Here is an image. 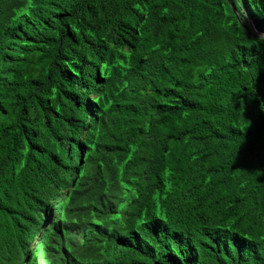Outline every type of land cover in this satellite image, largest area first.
<instances>
[{"label": "trees", "instance_id": "16d2710c", "mask_svg": "<svg viewBox=\"0 0 264 264\" xmlns=\"http://www.w3.org/2000/svg\"><path fill=\"white\" fill-rule=\"evenodd\" d=\"M249 13L0 0V264H264Z\"/></svg>", "mask_w": 264, "mask_h": 264}, {"label": "snow or ice", "instance_id": "6c2138e0", "mask_svg": "<svg viewBox=\"0 0 264 264\" xmlns=\"http://www.w3.org/2000/svg\"><path fill=\"white\" fill-rule=\"evenodd\" d=\"M245 30L248 33L249 39L264 40V14H260V19L257 20L255 16L249 13L248 22L245 24ZM264 50V43L260 44ZM264 103V89L261 90L257 102L253 105L254 108H259L260 104ZM153 230L157 229L158 225L151 226Z\"/></svg>", "mask_w": 264, "mask_h": 264}, {"label": "rangeland", "instance_id": "374dc122", "mask_svg": "<svg viewBox=\"0 0 264 264\" xmlns=\"http://www.w3.org/2000/svg\"><path fill=\"white\" fill-rule=\"evenodd\" d=\"M34 244H35V240H34V243H33V245H34ZM33 245H32V246H33Z\"/></svg>", "mask_w": 264, "mask_h": 264}, {"label": "water", "instance_id": "95a60500", "mask_svg": "<svg viewBox=\"0 0 264 264\" xmlns=\"http://www.w3.org/2000/svg\"><path fill=\"white\" fill-rule=\"evenodd\" d=\"M230 7H232V5L230 4ZM232 9H233V7H232Z\"/></svg>", "mask_w": 264, "mask_h": 264}]
</instances>
